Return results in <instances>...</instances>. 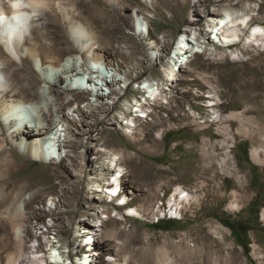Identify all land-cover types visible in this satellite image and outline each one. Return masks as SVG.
<instances>
[{"label":"rangeland","instance_id":"1","mask_svg":"<svg viewBox=\"0 0 264 264\" xmlns=\"http://www.w3.org/2000/svg\"><path fill=\"white\" fill-rule=\"evenodd\" d=\"M5 1L8 0L0 3ZM47 1H61L69 7L81 2L86 5L79 12L93 26L96 45L108 53L115 65L128 70L132 82L117 99L94 105L87 92L67 88L65 74L60 69L56 71L59 81L47 85L43 93L46 101L38 110L47 123L62 118L66 124L62 141L66 151L61 161L54 163L36 160L18 150L0 114V184L5 196V202L0 204V264H9L10 259L34 264L27 263L26 254L34 249L46 253L44 235L55 238L63 253L73 255V251L88 247L81 243L83 228L97 232L93 251L97 253L93 256L96 264H112L111 257L126 259L128 264H161L163 258L165 264H264V45L261 41L252 48L242 40L224 46L211 38L213 28L208 26L209 14L221 15L225 8L242 9V3L153 0L150 4L146 0H117L119 6H114L106 0ZM249 2L257 8L261 5L254 14L255 26L260 23L257 18L264 17V0ZM41 10L36 13L35 18H41L37 24L49 27L35 33L36 41L56 43L62 52L56 58L62 62L70 58L74 68L80 61L81 42L71 37L69 19L64 12L57 15L55 7ZM135 10L145 24L144 38L134 35L128 24ZM99 11L105 16L96 15ZM260 24L264 26V21ZM185 28L186 35L197 37L196 43L203 45V53L190 57L179 79L165 91L168 98L151 104L145 121L137 118L140 137L129 136L121 114L125 111L129 115L125 103L142 95L137 89L140 81L162 77L160 66L165 55ZM151 39L158 43L157 47L149 48ZM231 50L237 54L231 55ZM22 53L23 61L2 67L10 72L18 91L28 83L36 94L20 92L19 98L40 101L42 65ZM209 90L221 99L219 122L209 121L211 112L203 105L209 99ZM189 107L204 117L195 122ZM232 112L235 116L227 117ZM204 119L206 129L198 125ZM159 130L163 137L150 153L149 146L154 144ZM225 138L232 146L230 156L222 163L227 151ZM104 148L122 152L121 163L130 178L122 181V192L129 196L130 206L146 207L144 196L154 200L159 188L158 203L167 213V200L177 184L196 190L200 201L193 199L186 208L180 205L178 218L164 216L158 220L152 217L151 206V212L141 208L144 215L139 218L125 215V206L107 201L100 192L87 191L90 176L114 175L100 152ZM255 148L261 150L262 161L253 157ZM23 199V217L9 218V209ZM232 200L242 204L239 210L231 207ZM17 228L21 229L19 234ZM110 230L114 235L106 237L105 232Z\"/></svg>","mask_w":264,"mask_h":264},{"label":"bare ground","instance_id":"2","mask_svg":"<svg viewBox=\"0 0 264 264\" xmlns=\"http://www.w3.org/2000/svg\"><path fill=\"white\" fill-rule=\"evenodd\" d=\"M106 1L114 6H119L117 0ZM146 1L153 4V0ZM238 1L242 3V9L225 8L221 15L216 12H213V15H208V26L211 27V29L213 28L212 31H210L211 38L218 40L221 44L228 47L242 40L245 41V45L252 48L255 47V44H258L261 41L264 45V34L253 31V29L257 28L264 29V26L260 24L264 21V17H258L257 20L260 23L255 26L252 25L255 11H260L261 5L257 8L255 7L256 5L249 2V0ZM67 5L69 4L67 3ZM67 5H63L61 1L50 3L47 0H8L0 3V45L3 46V50H0V114L3 124L11 131L10 140L14 143L16 148L31 158L43 162L54 163L61 161L63 151H66V149L62 147V141L64 140L63 130L66 125L62 118H56L52 123H47L44 115L38 113L41 102L46 101L45 96H43V93L46 91L45 88L47 85L50 87L59 81H56L57 70L60 69L65 74L64 81L67 88L87 92L90 95V103L92 104L93 102L94 105H98L100 101L108 100L110 103L113 99H117L120 95L125 93V89H127L132 82L128 70H124L119 65H115L108 53H106L100 45H96L98 40L93 34V26L88 23L84 16L79 12V9L86 5L84 6L82 2L79 3L78 6L74 5L69 7ZM53 7L56 8L57 11H54L57 15L64 12L63 15H65L70 22H68V24H70L71 27V37L75 41L81 42L78 55L80 61L75 64L74 68L71 65L72 60L70 58H66L65 61L63 60L64 62L60 61L58 57L56 58L59 54L58 52H60V48L56 43H44L41 40V42H38L34 37L35 33H40L42 30L49 27L48 25L41 27L37 24V21L41 19L35 18L38 14L37 12L40 11L41 8L46 10ZM96 15L99 17L100 15L105 16L102 11H99ZM128 24L133 27L134 35L144 38L145 24L137 10L131 15ZM45 31L46 30H44V32ZM187 31L186 28L181 31L173 42L174 44L169 53L165 55L166 58L164 57L165 60L160 66L162 77L159 79L146 78L140 81L137 85V89L142 95L134 96L125 103V109L129 112V115L126 116L125 111L121 112V114L125 119V131H127L129 136L137 139L140 137V134L138 133L137 118L139 121H145V118L148 117L147 115H149L152 110L149 106L156 101L168 98L165 91L170 90V85L176 79H179L178 75L182 68L184 69L188 66L190 57L201 52L203 53V49L201 48L203 45L196 43L195 39L197 40V37L191 38L186 35ZM244 34L245 37L243 38ZM148 45L149 48H155L158 46V43L151 39ZM196 45H198V47H196ZM22 51L32 62L42 65L41 78L43 85L40 88V91L42 92L40 101L19 98L18 94L20 92L26 93L29 96H35L36 94L32 92L28 83L21 86L20 91H18L19 88L15 87L16 85L12 82L10 72L7 68L2 67V65L7 63H13L18 60L23 61ZM152 52L150 53L152 54ZM230 52L231 55L237 54L236 51L233 50ZM60 53L62 54V52ZM155 54L158 55L156 51ZM80 65L81 67H79ZM196 92L200 94L197 89ZM206 97L209 99L203 105H205L211 112L209 121L219 122L222 119V113L219 108L221 103L220 97L211 90L208 91ZM189 114L193 117L195 122L197 119L204 117L192 107H189ZM233 116H235V113L232 112L227 117ZM199 123L198 125H200L202 129L208 127L204 126V123H206L205 119ZM22 132H27V134H22ZM157 134L158 136L155 138L152 147H148L150 153H153V147L158 145L159 138L163 137L162 130H159ZM223 143L227 145V151L222 156V163L230 156L229 148L232 146L227 138L223 140ZM260 151L259 148H255L252 151V155L255 159L262 161ZM100 152L105 156V159L109 161L107 166L110 169H113L114 175L112 174L113 177L109 178H105L102 174H99L97 177L90 176L87 184V191L92 193L96 191L100 192L107 201H116L119 206H125V215L127 216L139 218V216L144 215L140 209L144 208L147 212H151L149 211L150 208H148V206H151V209L153 210L152 217L158 218V220L160 217L162 218L164 216L178 218L181 215V210L179 209L180 205L186 208L193 199L198 202L201 199V196L196 190L189 189L182 184H177L174 186V193L167 200L170 207V210L167 213H165V210L161 209L162 205L158 203L159 188L154 200H152L150 195L144 196L146 207L137 208L130 206L129 196L125 192H122V181L130 180L126 175L125 167L121 163L122 152L117 150L110 152L107 151L106 148L101 149ZM156 152L157 151H154V153ZM4 182L7 181L4 180ZM2 189L3 184L1 183L0 204L5 202V196L2 194ZM26 199H28V197H26ZM26 199H23L13 210L9 209V218L15 219L23 217L25 213ZM51 200L52 199L49 200V203ZM230 205L236 210H239L242 206V204L236 200H232ZM262 218H264V209L262 212ZM97 219L98 222L101 221L100 217ZM82 231L85 233V236L84 239L81 240V243L84 246H88L86 249L75 250L73 251V255L70 252L66 254L60 249V245L57 244L55 238L47 239V236L44 235L47 245L46 253H42L37 249L30 251L26 254L27 263L96 264V261L93 260V256L97 255V253H94L93 251L96 245V240L98 239L96 236L97 232H93V230L87 231L84 228ZM16 232L19 234L21 229L17 228ZM104 235L106 237H111L114 235V231L110 230L105 232ZM161 260V264H165L164 258ZM109 262L112 264H128L126 259L122 260L117 257H111ZM9 264L20 263L15 259H10Z\"/></svg>","mask_w":264,"mask_h":264},{"label":"snow or ice","instance_id":"3","mask_svg":"<svg viewBox=\"0 0 264 264\" xmlns=\"http://www.w3.org/2000/svg\"><path fill=\"white\" fill-rule=\"evenodd\" d=\"M254 32H261L262 34H264V29H253Z\"/></svg>","mask_w":264,"mask_h":264},{"label":"trees","instance_id":"4","mask_svg":"<svg viewBox=\"0 0 264 264\" xmlns=\"http://www.w3.org/2000/svg\"><path fill=\"white\" fill-rule=\"evenodd\" d=\"M233 230V229H232ZM234 231V230H233Z\"/></svg>","mask_w":264,"mask_h":264},{"label":"built area","instance_id":"5","mask_svg":"<svg viewBox=\"0 0 264 264\" xmlns=\"http://www.w3.org/2000/svg\"><path fill=\"white\" fill-rule=\"evenodd\" d=\"M172 218V217H171Z\"/></svg>","mask_w":264,"mask_h":264}]
</instances>
